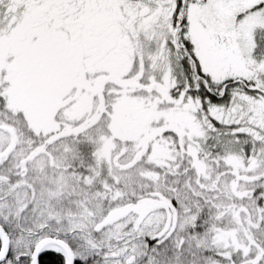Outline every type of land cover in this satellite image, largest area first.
I'll use <instances>...</instances> for the list:
<instances>
[{
	"label": "snow or ice",
	"instance_id": "obj_1",
	"mask_svg": "<svg viewBox=\"0 0 264 264\" xmlns=\"http://www.w3.org/2000/svg\"><path fill=\"white\" fill-rule=\"evenodd\" d=\"M0 264H264V0H0Z\"/></svg>",
	"mask_w": 264,
	"mask_h": 264
}]
</instances>
